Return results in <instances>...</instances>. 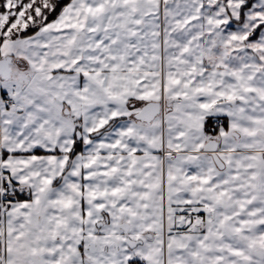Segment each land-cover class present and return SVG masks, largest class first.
Wrapping results in <instances>:
<instances>
[{"label": "snow or ice", "instance_id": "obj_1", "mask_svg": "<svg viewBox=\"0 0 264 264\" xmlns=\"http://www.w3.org/2000/svg\"><path fill=\"white\" fill-rule=\"evenodd\" d=\"M0 264H264V0H0Z\"/></svg>", "mask_w": 264, "mask_h": 264}]
</instances>
